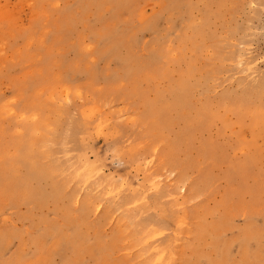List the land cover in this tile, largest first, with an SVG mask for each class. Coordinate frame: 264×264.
Here are the masks:
<instances>
[{
    "label": "rangeland",
    "instance_id": "rangeland-1",
    "mask_svg": "<svg viewBox=\"0 0 264 264\" xmlns=\"http://www.w3.org/2000/svg\"><path fill=\"white\" fill-rule=\"evenodd\" d=\"M0 264H264V0H0Z\"/></svg>",
    "mask_w": 264,
    "mask_h": 264
},
{
    "label": "bare ground",
    "instance_id": "bare-ground-1",
    "mask_svg": "<svg viewBox=\"0 0 264 264\" xmlns=\"http://www.w3.org/2000/svg\"><path fill=\"white\" fill-rule=\"evenodd\" d=\"M37 167V166H36Z\"/></svg>",
    "mask_w": 264,
    "mask_h": 264
}]
</instances>
